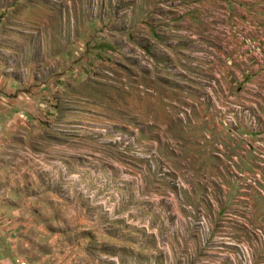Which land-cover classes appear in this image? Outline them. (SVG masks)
Here are the masks:
<instances>
[{"label":"rangeland","instance_id":"374dc122","mask_svg":"<svg viewBox=\"0 0 264 264\" xmlns=\"http://www.w3.org/2000/svg\"><path fill=\"white\" fill-rule=\"evenodd\" d=\"M0 0V264H264V0Z\"/></svg>","mask_w":264,"mask_h":264},{"label":"crops","instance_id":"0c3cea01","mask_svg":"<svg viewBox=\"0 0 264 264\" xmlns=\"http://www.w3.org/2000/svg\"><path fill=\"white\" fill-rule=\"evenodd\" d=\"M208 2H210V0H176L174 6L177 9H190L193 8L196 4L204 6V4Z\"/></svg>","mask_w":264,"mask_h":264}]
</instances>
